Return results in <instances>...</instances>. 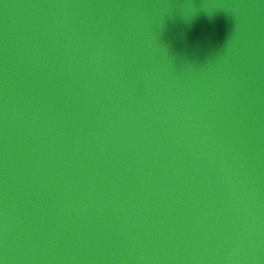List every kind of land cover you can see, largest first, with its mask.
Instances as JSON below:
<instances>
[{
	"label": "water",
	"instance_id": "water-1",
	"mask_svg": "<svg viewBox=\"0 0 264 264\" xmlns=\"http://www.w3.org/2000/svg\"><path fill=\"white\" fill-rule=\"evenodd\" d=\"M0 264H264V0H0Z\"/></svg>",
	"mask_w": 264,
	"mask_h": 264
}]
</instances>
